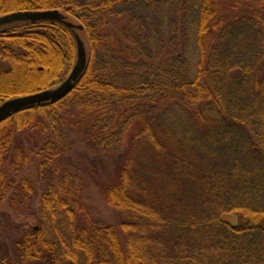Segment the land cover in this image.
I'll return each mask as SVG.
<instances>
[{
    "label": "trees",
    "instance_id": "16d2710c",
    "mask_svg": "<svg viewBox=\"0 0 264 264\" xmlns=\"http://www.w3.org/2000/svg\"><path fill=\"white\" fill-rule=\"evenodd\" d=\"M53 10L82 30L0 28V105L62 84L76 35L88 41L66 98L0 123V201L37 193L18 180L31 155L43 189L37 228L13 257L0 237V264H264V0H0V16ZM27 64L33 88L11 92ZM66 140L120 151L114 177L92 172L118 227L97 224L83 176L58 164Z\"/></svg>",
    "mask_w": 264,
    "mask_h": 264
},
{
    "label": "rangeland",
    "instance_id": "374dc122",
    "mask_svg": "<svg viewBox=\"0 0 264 264\" xmlns=\"http://www.w3.org/2000/svg\"><path fill=\"white\" fill-rule=\"evenodd\" d=\"M14 13L0 16V18ZM68 21L77 24L76 20L73 18L68 19L67 22ZM84 40L86 41L85 47L87 49L88 41L86 36ZM192 44L194 43L192 42ZM192 53H194L193 50ZM31 69V66L27 64L25 66L24 73L19 74V77L16 75L15 77H11L10 80H8V86L17 88L18 86H22L23 84H28L32 80V78L30 77L34 75V72ZM68 74L69 69L66 68L62 77H65ZM60 85L61 84L56 83L55 86L49 90L57 88ZM49 133H51V130ZM35 139L38 143H43L40 135L36 134ZM79 140H76L75 142L73 140L65 141V151L62 150V157L60 158L58 164L63 169H75L83 176L85 187L82 194V200L97 224L99 226L112 225L118 227L121 222V217L117 211L108 206L102 199L101 194L96 187L94 180L92 179V172L96 168L97 174L95 175V177H102V179L108 178L110 176L114 177V171L120 159V151L116 150L115 152L106 153L102 151L100 147H90ZM41 161L42 158L31 155L29 163L18 174V180H29L37 190V193L32 197L30 203L25 204L21 203V201L18 200L15 207L11 206L8 203V198L10 195L7 196L4 201H0V237L6 243L11 253V257H13L12 239L17 238L18 236L21 237L23 233L31 232L38 226L37 217L38 212L41 208V194L43 191L42 184L38 178V164ZM222 220L225 223H229L231 225H237L239 223V218L236 215H224L222 217ZM0 254H3L1 249Z\"/></svg>",
    "mask_w": 264,
    "mask_h": 264
},
{
    "label": "water",
    "instance_id": "95a60500",
    "mask_svg": "<svg viewBox=\"0 0 264 264\" xmlns=\"http://www.w3.org/2000/svg\"><path fill=\"white\" fill-rule=\"evenodd\" d=\"M57 21L63 22L70 28L82 30V27H76L66 21L65 16L58 10L44 12H25L14 13L0 18V27L12 25L15 23H24L30 21ZM77 42V61L69 77L59 87L52 90H46L37 94L14 98L6 101L0 106V123L23 109L45 103H55L66 98L73 90L75 84L81 78L87 68V49L84 41L79 35H76Z\"/></svg>",
    "mask_w": 264,
    "mask_h": 264
},
{
    "label": "bare ground",
    "instance_id": "6f19581e",
    "mask_svg": "<svg viewBox=\"0 0 264 264\" xmlns=\"http://www.w3.org/2000/svg\"><path fill=\"white\" fill-rule=\"evenodd\" d=\"M31 82H33V81L31 80ZM32 88H33V86L28 83L26 85L23 84L22 86H18L17 88L12 89L11 92H18V91L28 90V89H32ZM26 96H28V95H26ZM21 97H25V96H21ZM17 98H20V97H17Z\"/></svg>",
    "mask_w": 264,
    "mask_h": 264
}]
</instances>
